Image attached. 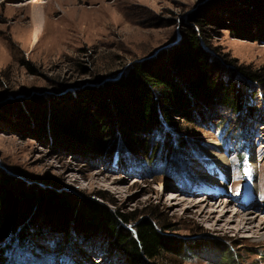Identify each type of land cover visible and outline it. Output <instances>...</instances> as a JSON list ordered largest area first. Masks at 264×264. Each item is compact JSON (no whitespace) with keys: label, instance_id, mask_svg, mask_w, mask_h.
Wrapping results in <instances>:
<instances>
[{"label":"rangeland","instance_id":"obj_1","mask_svg":"<svg viewBox=\"0 0 264 264\" xmlns=\"http://www.w3.org/2000/svg\"><path fill=\"white\" fill-rule=\"evenodd\" d=\"M202 1L0 0V167L29 183L51 179L60 189L111 208L160 219L167 234L187 240L190 248L182 255L164 252L156 264H220L213 258L227 246L236 252L237 264H264V232L240 230L246 213L256 217L249 226L264 222V34L258 30L263 23L252 21L250 31L241 32L230 21L202 29L189 17ZM189 25L199 32L215 75L235 84L239 101L235 104L227 98L210 104L191 96L190 114L176 113V124L160 117L161 124L144 135L165 149L176 140L172 134L166 138L165 128L191 141L182 148L187 160L182 163L194 173L168 169L167 174L147 161H117L115 150L109 159L90 157L56 144L3 106L7 98L58 99L118 79L136 61L178 45ZM238 67L260 72L263 80L246 77ZM241 123L256 130L253 136L246 135L244 145L234 142L235 137L221 139L223 126ZM154 136L164 142L153 140ZM244 152L247 160H242ZM221 172L229 185L218 177ZM244 172L247 180L253 177V192L241 198L250 186ZM212 184L218 190L197 192ZM208 203V209L216 211L205 216L202 210ZM250 203L257 207L243 210ZM226 210L228 214L221 215ZM69 232L77 238L74 230ZM55 234H37L28 250H11L13 264H61L62 260H66L63 264H133L117 246L110 248L116 257L89 252L87 244L79 243L70 244L72 250H51L48 245L55 243ZM89 236L98 246L105 243L101 235Z\"/></svg>","mask_w":264,"mask_h":264},{"label":"trees","instance_id":"obj_2","mask_svg":"<svg viewBox=\"0 0 264 264\" xmlns=\"http://www.w3.org/2000/svg\"><path fill=\"white\" fill-rule=\"evenodd\" d=\"M189 17L202 29L230 21L239 32L247 28L250 31L251 22L257 21L263 23L258 30L264 34V22H261L264 21V0H204ZM182 33L178 45L165 47L145 61H136L118 79L105 80L58 99L7 98L2 100L3 106L7 112L16 113L19 122L32 123L35 131L56 144L85 152L90 157L109 159L115 150L117 161L128 159L135 164L147 161L156 171L161 166L167 174L168 169L192 173L189 164L182 163L187 162L182 148L191 141H184L177 132L165 128L166 138L169 134L176 138L172 140L174 145L168 143V152L161 143L154 145L149 141L144 132L161 124L160 117L176 124V113L190 114L191 96L210 104L227 98L235 104L239 100L235 84L225 83L215 75L195 27L189 25ZM238 68L252 80H263L258 71ZM222 128V137L236 140L246 138L247 134L251 137L256 131L243 123ZM153 140L164 142L156 136ZM164 225L152 216L111 208L60 189L51 179L29 183L0 167V264H13L11 250H28L36 240L33 236L43 237L46 232H57L55 243L48 245L51 250L60 251V247L72 250L74 243H79L80 246L87 244L84 247L89 252L116 257L110 248L117 246L133 264H156L164 252L182 255L190 248L187 240L167 234ZM70 230H74L77 238ZM89 235H101L105 243L98 246ZM64 240L68 243L62 245ZM212 247L218 250L219 246ZM213 259L220 264H237V254L231 246L219 249Z\"/></svg>","mask_w":264,"mask_h":264},{"label":"bare ground","instance_id":"obj_3","mask_svg":"<svg viewBox=\"0 0 264 264\" xmlns=\"http://www.w3.org/2000/svg\"><path fill=\"white\" fill-rule=\"evenodd\" d=\"M209 199H212V197H207V200H209ZM216 199H218V197L216 198ZM220 199V198H219ZM206 200V201H207ZM207 207H202L203 208V210H202V214L203 215H205V216H207V215H212L216 210L215 209H213V212L210 210V209H208V206H211L210 205V203H208L207 205H206ZM255 205L254 204H248L247 205V207H244V209L243 210H250L252 207H254ZM257 206H255L254 208H256ZM243 208V207H242ZM241 208V209H242ZM210 210V211H209ZM228 211L229 210H226L224 213H222L221 215H223V216H226L227 214H228ZM237 214H240L241 212H236ZM250 214H251V212L250 213H246L245 214V216H241V220H240V223H242L243 225H242V227H240V230H247V229H249V230H251L252 232H255V233H260V234H262V232H264V222H263V224H259V225H254V227L253 226H249V225H253V223H254V220H255V216H250ZM203 215H202V218L203 219H205L204 217H203ZM247 224V225H246Z\"/></svg>","mask_w":264,"mask_h":264}]
</instances>
